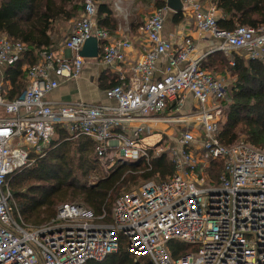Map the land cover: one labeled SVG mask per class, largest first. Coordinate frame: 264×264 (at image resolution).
I'll list each match as a JSON object with an SVG mask.
<instances>
[{
  "label": "built area",
  "instance_id": "built-area-1",
  "mask_svg": "<svg viewBox=\"0 0 264 264\" xmlns=\"http://www.w3.org/2000/svg\"><path fill=\"white\" fill-rule=\"evenodd\" d=\"M184 8L200 33L220 41L212 51H242L264 63L263 27L222 29L216 7L202 0H185ZM167 12V6L157 7L144 21L141 31L151 48L131 66L128 78L124 67L131 43L111 40L113 34L98 26L95 0H84L64 49L42 50L37 62L25 67L28 85L20 97L9 99L0 81V264L103 261L119 249L121 236L136 264H264V149L244 136L232 145L218 138L229 82L203 68L207 53L197 55L191 37L178 42L163 37ZM91 37L98 41L99 60L120 72V82L104 91L114 104L50 100L62 79L81 75L86 59L80 51ZM25 52L24 43L0 36V72ZM164 54L162 76L154 79ZM159 124L172 127L171 141L162 139L153 153L167 152L173 173L117 198L111 222L104 220L106 213L95 216L70 202L60 204L46 223L25 222L10 180L47 153L57 127H66L72 138H93L101 164L110 170L141 162L152 169V150L141 143ZM217 162L221 170L215 175ZM172 240L197 248L174 257Z\"/></svg>",
  "mask_w": 264,
  "mask_h": 264
},
{
  "label": "trees",
  "instance_id": "trees-1",
  "mask_svg": "<svg viewBox=\"0 0 264 264\" xmlns=\"http://www.w3.org/2000/svg\"><path fill=\"white\" fill-rule=\"evenodd\" d=\"M83 2L0 0V36L6 35L27 46L24 57L5 69L4 85L9 99H16L24 92L28 85L25 67L37 62L39 52L57 50L53 47V23L78 18L84 10ZM95 2H99L100 14H109L106 24L110 30L115 28L116 24L109 19L112 10L105 0ZM214 4L220 12L218 25L222 29L234 30L241 25L264 28V0H214ZM232 58L234 66L230 65ZM202 66L214 76H227L229 82L218 138L223 144L232 145L246 136L251 144L264 149V63L245 58L236 51L230 54L214 51L204 59ZM96 145L93 138H72L66 127L59 126L47 153L14 173L10 189L26 223L39 226L50 221L56 215L57 205L66 201L87 207L95 216L106 213L104 220L111 222L117 198L132 191L140 180L144 183L166 179L173 173V162L164 152L153 156L152 169H147L142 162L123 164L91 184L88 180L90 173L102 168ZM212 170L217 175L221 164L214 163ZM169 247L174 257H181L197 248L179 240L170 241ZM85 264H136V261L121 236L116 252L103 261L90 260Z\"/></svg>",
  "mask_w": 264,
  "mask_h": 264
},
{
  "label": "crops",
  "instance_id": "crops-1",
  "mask_svg": "<svg viewBox=\"0 0 264 264\" xmlns=\"http://www.w3.org/2000/svg\"><path fill=\"white\" fill-rule=\"evenodd\" d=\"M182 1V7L180 10L173 9L168 0H105L109 8L112 10L110 15L112 24H116V27L110 30V27L106 24L108 20V13H99V2H96L97 13L96 20L98 26L110 31L113 36L111 40L126 39L131 43L130 49L127 54V64L125 65L126 77L132 73L131 66L135 65L139 59L151 48L150 42L147 36L141 31V27L144 21L149 15L161 4L167 6L168 12L165 19L163 37L171 42H178L185 37H191L194 45L196 46L197 55L207 56L214 52L212 51L220 41L213 38L210 35L202 34L196 29L195 19L190 11L185 7V0ZM206 5H216L214 0H202ZM164 2V4H163ZM84 4V2H83ZM217 10V8H216ZM81 16V15H80ZM79 16V17H80ZM220 16V12L217 10V21ZM78 17V18H79ZM78 18H71L70 20H59L53 23L52 27V40L54 42L53 47L57 49L55 52H59L64 49V42L67 36L71 32L73 22ZM101 22V23H100ZM110 26V25H109ZM68 54L71 52L66 50ZM206 56V57H207ZM86 63L84 65L81 75L73 80H61V84L53 92L48 95V98L53 101H73L82 100L91 103H103L114 104L105 96V89L113 86V83L117 81L118 84L120 72L116 66L107 65L98 57H86ZM168 56L166 54L161 55L156 61V70L154 71V79H159L162 76L164 67L167 63ZM5 69L4 67L0 72V81L5 83ZM223 76V75H222ZM227 78V76H225ZM228 80V78H227ZM193 97L189 96L185 111L190 110ZM170 126V125H169ZM167 124H159L157 129L151 133H145L150 135L152 133H161L164 141H171L167 133L172 132ZM161 140L154 146L148 147L150 150L157 148L161 145ZM147 147V146H146ZM153 158V157H152Z\"/></svg>",
  "mask_w": 264,
  "mask_h": 264
},
{
  "label": "rangeland",
  "instance_id": "rangeland-1",
  "mask_svg": "<svg viewBox=\"0 0 264 264\" xmlns=\"http://www.w3.org/2000/svg\"><path fill=\"white\" fill-rule=\"evenodd\" d=\"M239 53H241L242 55H245V53L244 52H242V51H238ZM244 137H246V136H244ZM161 138H162V135H161V133H158V132H156V133H152V134H150V135H145V137H144V139H143V142L141 143L143 146H147V147H150V146H154L155 144H157L158 142H160V140H161ZM101 169H95V170H93L91 173H90V175L88 176V180H89V183H91V184H93V183H95L99 178H101V177H103V176H105L106 174H108L109 173V171H110V168H106L103 164H101ZM142 181L140 180L138 183H137V185H135V186H133V189H135V188H137V187H139L142 183H141ZM132 189V190H133ZM124 191V190H123ZM122 191V192H123ZM66 202H71V201H66ZM73 202H76V201H73ZM62 203H65V202H61V203H59L58 205H57V208H58V206L60 205V204H62Z\"/></svg>",
  "mask_w": 264,
  "mask_h": 264
},
{
  "label": "water",
  "instance_id": "water-1",
  "mask_svg": "<svg viewBox=\"0 0 264 264\" xmlns=\"http://www.w3.org/2000/svg\"><path fill=\"white\" fill-rule=\"evenodd\" d=\"M168 3L175 10H180L182 7L181 0H168ZM98 53H99V44L95 37L89 38L85 42L83 48L80 51V55L83 56L84 58L98 57Z\"/></svg>",
  "mask_w": 264,
  "mask_h": 264
}]
</instances>
